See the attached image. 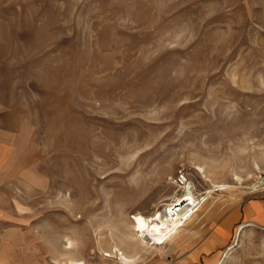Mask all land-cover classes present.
<instances>
[{"label":"rangeland","instance_id":"obj_1","mask_svg":"<svg viewBox=\"0 0 264 264\" xmlns=\"http://www.w3.org/2000/svg\"><path fill=\"white\" fill-rule=\"evenodd\" d=\"M0 157L20 264H264V0H0Z\"/></svg>","mask_w":264,"mask_h":264},{"label":"built area","instance_id":"obj_2","mask_svg":"<svg viewBox=\"0 0 264 264\" xmlns=\"http://www.w3.org/2000/svg\"><path fill=\"white\" fill-rule=\"evenodd\" d=\"M171 183L177 189L176 196L163 203L158 214L171 226L188 223L204 204L205 192L199 191L196 183L183 171L171 178ZM178 196L181 198L178 199Z\"/></svg>","mask_w":264,"mask_h":264},{"label":"bare ground","instance_id":"obj_3","mask_svg":"<svg viewBox=\"0 0 264 264\" xmlns=\"http://www.w3.org/2000/svg\"><path fill=\"white\" fill-rule=\"evenodd\" d=\"M215 187H216L215 190H223L226 188H231L232 186L216 185ZM210 193L211 191L207 189L204 194L205 198L209 196ZM180 198L181 196H178V199ZM158 213L159 210H156L150 216H145L142 215L141 213H138L134 218V222H135L134 228L135 231L138 233V236L142 239V241L152 243L158 246H163L168 241H170L177 234L180 228L183 227L186 223L180 225L174 224L173 226H171L168 220L160 218ZM72 246L73 243L70 241L68 248H71ZM117 251L118 254L120 255V259L123 262V264L131 263L132 258L127 256L124 252L120 250ZM108 256H110V254H108ZM72 264H81V263L77 261H72Z\"/></svg>","mask_w":264,"mask_h":264},{"label":"crops","instance_id":"obj_4","mask_svg":"<svg viewBox=\"0 0 264 264\" xmlns=\"http://www.w3.org/2000/svg\"><path fill=\"white\" fill-rule=\"evenodd\" d=\"M1 158V157H0ZM3 161L0 159V264H20L18 226L15 223L14 228L12 220L4 224L3 210V175L1 173ZM10 183V181H8ZM6 183V182H5ZM17 208V207H16ZM11 236V237H10ZM10 247V252L7 247ZM29 260V256L26 257ZM24 261V259H23Z\"/></svg>","mask_w":264,"mask_h":264}]
</instances>
